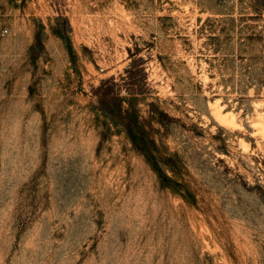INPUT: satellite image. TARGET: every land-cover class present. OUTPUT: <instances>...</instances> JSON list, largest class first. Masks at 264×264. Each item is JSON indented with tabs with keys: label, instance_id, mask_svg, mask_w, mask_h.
Instances as JSON below:
<instances>
[{
	"label": "rangeland",
	"instance_id": "rangeland-1",
	"mask_svg": "<svg viewBox=\"0 0 264 264\" xmlns=\"http://www.w3.org/2000/svg\"><path fill=\"white\" fill-rule=\"evenodd\" d=\"M0 264H264V0H0Z\"/></svg>",
	"mask_w": 264,
	"mask_h": 264
},
{
	"label": "trees",
	"instance_id": "trees-1",
	"mask_svg": "<svg viewBox=\"0 0 264 264\" xmlns=\"http://www.w3.org/2000/svg\"><path fill=\"white\" fill-rule=\"evenodd\" d=\"M137 125V123L134 122V125H130L129 124V127L128 126H125L126 127V131H127V135H129V137H131V140L133 141V143H136L135 141V138L132 136L131 132L133 131L132 129L135 128V126ZM128 127V128H127ZM141 145L145 146L146 147V143L143 142V140L141 141Z\"/></svg>",
	"mask_w": 264,
	"mask_h": 264
}]
</instances>
